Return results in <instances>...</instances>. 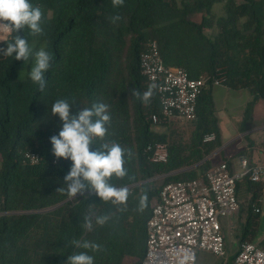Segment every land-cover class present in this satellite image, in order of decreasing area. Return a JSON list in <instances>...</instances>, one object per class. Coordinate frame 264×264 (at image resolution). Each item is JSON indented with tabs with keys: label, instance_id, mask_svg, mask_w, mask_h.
<instances>
[{
	"label": "trees",
	"instance_id": "1",
	"mask_svg": "<svg viewBox=\"0 0 264 264\" xmlns=\"http://www.w3.org/2000/svg\"><path fill=\"white\" fill-rule=\"evenodd\" d=\"M219 2L221 15L213 10ZM30 3L42 10L43 32L33 35L25 28L20 34L29 46L43 43L53 61L41 92L30 80V70L19 74L25 61L0 54V264H66L67 256L78 252L93 256L94 264H139L146 251L147 221L163 186L204 176L210 168L206 158L222 146L214 78L251 92L242 130L255 105L264 101V0H124L119 8L111 0ZM196 14L200 20L193 18ZM115 15L120 19L113 23ZM153 39L166 65L184 68L191 78L209 76L197 99L193 136L186 146L172 144L166 163L151 162L145 152L148 143L168 139L150 121L152 113L160 112L157 90L147 103L133 95L134 89L143 93L152 84L142 73L141 56ZM6 43L0 41V48ZM58 99L73 103V114L93 103L108 105L107 134L95 138L90 150L105 142L126 150L127 175L109 181L117 188L131 186L125 203L113 205L90 190L76 197L57 191L67 188L63 180L71 168L70 160L54 162L50 143L62 126L51 112ZM213 131L216 140L203 142ZM27 151L39 153L40 163H26ZM263 189L262 182L248 175L237 185L242 219L238 246L247 240L264 248V238L257 240L260 213L254 210ZM144 195L146 207L141 209ZM100 216L108 217L104 225L96 223ZM85 217L91 218V230L84 226ZM73 241L101 248H77Z\"/></svg>",
	"mask_w": 264,
	"mask_h": 264
},
{
	"label": "built area",
	"instance_id": "2",
	"mask_svg": "<svg viewBox=\"0 0 264 264\" xmlns=\"http://www.w3.org/2000/svg\"><path fill=\"white\" fill-rule=\"evenodd\" d=\"M141 69L148 81L156 85L159 96L160 112L150 115L154 126L198 119L197 99L207 86L208 75L191 78L184 68L166 65L156 39L147 43L141 56ZM213 83L223 85L224 81L214 78ZM216 138V132H209L203 142ZM145 152L151 162L166 163L170 145L167 141L150 142ZM41 160L37 152L27 151L24 155L26 163L34 165ZM57 161L55 157L54 162ZM241 165L243 171L233 172L229 163L222 161L204 176L165 184L147 221L146 251L139 264H180L182 260L184 264H196L201 251L225 256V237L219 216L239 213L237 185L247 175L253 182L264 184V160L250 165L248 158L243 156ZM258 201H264V189ZM254 210L261 213L260 205H255ZM234 263L264 264V248L255 242L243 241Z\"/></svg>",
	"mask_w": 264,
	"mask_h": 264
},
{
	"label": "clouds",
	"instance_id": "3",
	"mask_svg": "<svg viewBox=\"0 0 264 264\" xmlns=\"http://www.w3.org/2000/svg\"><path fill=\"white\" fill-rule=\"evenodd\" d=\"M113 8L124 5V0H111ZM43 13L40 7L34 6L30 0H0V41L6 43V37L15 34L12 42H7L5 48H0L4 57H13L17 61L33 60L29 72L30 80L43 92L47 87L46 73L50 69L53 55L45 48L33 52L28 41L20 33L25 28L33 35L42 34L41 27ZM114 23L120 19L119 15L112 16ZM156 85L153 83L143 93L133 90V95L147 103L153 94ZM108 105L93 103L90 108H81L73 114V103L67 99H58L52 105V116H58L62 126L58 135L50 137L52 153L59 160L61 158L71 161V168L64 177L66 189L58 188L59 192H67L70 197L84 195L86 190L94 191L103 201H111L113 205L123 204L127 201L129 190L126 187L117 188L109 181L113 176L124 178L127 170L124 167L126 150L120 144L105 142L96 151H91L95 138L101 140L107 134V127L111 117L108 114ZM147 195L141 197V209L146 207ZM107 216L96 218V223L104 225ZM88 230L92 228L91 218L85 217ZM77 248L100 250L99 244L84 241H73ZM187 259V257H185ZM66 264H94L93 256L87 252H78L67 256ZM180 264H184L183 260Z\"/></svg>",
	"mask_w": 264,
	"mask_h": 264
},
{
	"label": "crops",
	"instance_id": "4",
	"mask_svg": "<svg viewBox=\"0 0 264 264\" xmlns=\"http://www.w3.org/2000/svg\"><path fill=\"white\" fill-rule=\"evenodd\" d=\"M213 94L216 106V115L218 116L219 134L222 141V146L215 150L213 154H211L208 158L210 159L209 167L211 168L222 161H227L233 172H241L239 169L243 170L241 165V158L243 156L248 158L250 165L261 163L264 160V144L257 145V143L253 139L252 134L254 132L264 130V124L253 127L252 122L254 123L255 121H257V118L262 116V112L264 110V101H260L255 105L252 113V119L250 120L252 122H248L251 124H247L245 129L242 130V122L245 118V109L248 102L253 98L251 92L245 88L234 89L223 84L215 85L213 87ZM221 111H223L230 120L231 130L228 134H225V132H223L224 129L221 126V117L219 114V112ZM234 137H237L236 139H241L239 146H237L236 153L237 155H239L240 166L239 162L237 164L234 160V152L228 151V147L235 141ZM252 144L257 145L255 150H253L252 147L249 149ZM197 165H194L191 168H194ZM260 207V219L262 221V217L264 218V201L260 203ZM236 216L239 218V213L236 214ZM263 238L264 236L259 240Z\"/></svg>",
	"mask_w": 264,
	"mask_h": 264
},
{
	"label": "rangeland",
	"instance_id": "5",
	"mask_svg": "<svg viewBox=\"0 0 264 264\" xmlns=\"http://www.w3.org/2000/svg\"><path fill=\"white\" fill-rule=\"evenodd\" d=\"M213 10L218 15L223 14L224 13L223 3H220V2L216 3L213 7ZM193 18L196 20H200L201 15L196 14L193 16ZM30 47L33 49V52H35V51H38L40 48H44V44L34 41L31 43ZM32 64H33V60L32 58H30L29 61L23 65V68L20 70L19 74L24 75L26 71L31 69ZM219 114L221 117V126L224 129L223 132H225V134H228L231 130L230 120L228 119V117L223 111L219 112ZM249 122H252V121H249ZM247 124H251V123H247ZM260 124H264V110L262 112V116L257 118V121H255L254 123L252 122L253 127L259 126ZM195 127H196V121L194 122L172 121L168 124H160L157 126L155 125L154 129H156L158 132L167 133L168 135L167 142L169 143L170 146L172 144H180V146H186L190 142L193 136ZM252 135L257 145L264 144V130L254 132ZM236 138L237 137H234L235 141L228 147V151L234 152L235 154L234 160L236 161L237 164L239 162V166H240L239 155H237L236 153H237V146H239L241 139H236ZM257 145L252 144V146H250L249 149L252 147L253 150H255ZM1 161H2V157L0 155V169H1ZM239 170L243 171L241 169ZM160 186H162L161 182H159L157 187H160ZM240 198H242V196ZM219 220L224 229L223 234L225 237L226 255L223 257H220L211 252L201 251L196 264H229L230 257L235 252H237L238 247H239L238 238L240 236V224L239 223L242 221L241 214H239V218L236 215H232V216L220 215ZM263 236H264V218L262 217L261 227H260L257 240H259ZM233 264L235 263L233 262Z\"/></svg>",
	"mask_w": 264,
	"mask_h": 264
},
{
	"label": "water",
	"instance_id": "6",
	"mask_svg": "<svg viewBox=\"0 0 264 264\" xmlns=\"http://www.w3.org/2000/svg\"><path fill=\"white\" fill-rule=\"evenodd\" d=\"M210 157V156H209ZM209 157H207L206 159H208ZM183 170H186V169H182V170H179V171H177V172H180V171H183ZM129 187H131V186H129ZM129 187H126V188H129Z\"/></svg>",
	"mask_w": 264,
	"mask_h": 264
}]
</instances>
